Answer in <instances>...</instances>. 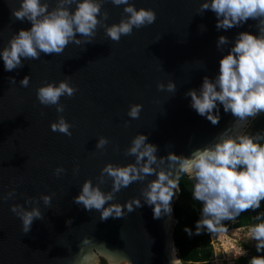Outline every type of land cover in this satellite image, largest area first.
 Segmentation results:
<instances>
[{"label":"water","instance_id":"95a60500","mask_svg":"<svg viewBox=\"0 0 264 264\" xmlns=\"http://www.w3.org/2000/svg\"><path fill=\"white\" fill-rule=\"evenodd\" d=\"M202 2L130 0L137 10L152 9L157 18L150 26L134 29L131 36H122L119 43L98 28L93 43H69L62 54L22 60L24 66L12 72L4 70L0 59V196L16 192L14 198L0 201V264H69L79 248L86 252L93 247L101 252L124 251L132 264H171L177 223L174 205L180 192L173 197L170 220L167 216L154 219L152 208L141 201L143 206L124 218L102 221L99 212L86 211L73 198L86 179L96 183L105 164L133 162L124 150L137 134L146 135L147 143L158 147V156L168 152L189 156L234 120L218 105L221 119L213 126L190 107L185 93L198 90L204 76L213 79L237 34L257 35L256 22L217 30L213 12L197 14ZM17 7V0H0V49L19 30L31 27L30 22L12 17L11 9ZM123 7L105 3L101 10L108 12V19L104 23L118 24ZM220 36L230 41L222 50L216 46ZM25 76H30V82L22 88L19 82ZM9 77L15 79L14 85ZM65 79L78 89L74 97L60 98L65 107L62 115L74 125L70 138L50 130L58 115L55 106H42L36 99V89L44 82L58 84ZM170 80L176 84L174 95L157 91V83ZM133 104L143 106L139 119L127 116ZM100 136L109 140L103 151L95 148ZM57 167L65 169L60 176L53 175ZM110 185L111 181L102 190H110ZM140 187L134 183L122 189L114 202L123 204L138 197ZM52 193L50 208L42 202L38 205L44 219L34 221L27 234L21 233V222L9 211L10 205L30 210L31 205L24 204L26 198ZM68 220L71 225L66 224ZM85 238L91 240L88 246L80 243Z\"/></svg>","mask_w":264,"mask_h":264},{"label":"clouds","instance_id":"9594fccd","mask_svg":"<svg viewBox=\"0 0 264 264\" xmlns=\"http://www.w3.org/2000/svg\"><path fill=\"white\" fill-rule=\"evenodd\" d=\"M17 3L18 7L11 9L12 17L30 22L31 27L19 30L0 49V59L7 72L22 68V60H38L41 54H62L69 43L77 46L91 44L98 28H103L111 41L119 43L122 36H131L134 29L150 26L157 18L152 9L137 10L130 0H54V6H50L52 0H17ZM105 3L124 6L118 24L107 26L104 23L108 19V12L101 10ZM206 10L215 14L217 30L240 27L249 20L256 22L257 35L238 33L227 55L219 61L218 74L213 79L204 76L198 90L191 89L185 93L190 97V107L213 126H217L221 119L219 106L234 120L209 143L192 150L189 156L172 152L158 156V147L147 143L146 135L133 137L130 146L124 150L126 157L134 158L133 162L124 166L105 164L95 178L96 183L86 179L79 194L73 198V202L82 205L86 211L99 212L102 221L124 218L143 205L152 208L154 219L167 216L170 220L172 200L180 192L182 176L192 182L193 199L202 205L195 233L185 228L189 236L200 235L202 231L211 235L227 234L229 229L225 222L235 221L242 213L261 208L264 201V129L253 131L252 126L258 117L264 115V0H203L197 14L202 15ZM77 35L84 39H77ZM229 43L227 37L220 36L217 49L222 50ZM29 82L30 76H25L19 83L22 88H27ZM9 83L14 85L16 81L9 77ZM156 88L172 95L177 90L171 80L167 84L157 83ZM77 91L68 79L58 84L44 82L36 89L38 103L45 107L55 106L58 114L56 121L49 125L52 132L69 138L72 136L70 129L74 125L62 115L65 107L60 98H72ZM142 108L140 104L129 105L127 116L139 119ZM124 126H128L127 121ZM108 144L109 140L100 136L95 148L103 151ZM64 172V168L57 167L53 175L60 176ZM73 172H78V168ZM109 181L110 190L103 191L102 187ZM134 183L142 185L138 197L123 204L114 202L117 193ZM15 195L13 189L0 196V201L10 200ZM54 195L26 198L24 204L31 205L30 210L21 204L10 205L9 211L21 222V233L27 234L34 221L44 219L38 205L42 202L50 208ZM252 220L254 222L248 226V237L256 242V252L261 253L264 252V212ZM66 224L71 225L72 220ZM80 243L88 246L91 240L85 238ZM79 249L69 264H99L100 259H104L106 264H132L124 251L101 252L93 247L85 252ZM101 253L102 256L99 255ZM239 253L247 255L242 247ZM171 264H179L174 249ZM249 264H264V256H253Z\"/></svg>","mask_w":264,"mask_h":264},{"label":"trees","instance_id":"16d2710c","mask_svg":"<svg viewBox=\"0 0 264 264\" xmlns=\"http://www.w3.org/2000/svg\"><path fill=\"white\" fill-rule=\"evenodd\" d=\"M264 129V115L258 117L252 126L253 131ZM180 193L174 205V213L177 223L173 231V245L177 250V257L180 264H211L213 249L210 244V234L202 231L200 235H191L185 232V228L195 233V224L199 220L198 209L202 206L195 201L192 196V182L187 177L182 176L180 180ZM264 212V201L261 208L256 211L242 213L235 221L227 222L228 229L248 227L254 221L252 217ZM264 256V252L252 251L251 255L239 256L234 259V264H249L253 256ZM104 264V262L102 263Z\"/></svg>","mask_w":264,"mask_h":264},{"label":"rangeland","instance_id":"374dc122","mask_svg":"<svg viewBox=\"0 0 264 264\" xmlns=\"http://www.w3.org/2000/svg\"><path fill=\"white\" fill-rule=\"evenodd\" d=\"M201 207L198 209L199 218ZM209 240L213 249L211 264H234V259L241 256L239 253L241 247L247 255H251L256 243L249 240L248 227L229 229L227 234H210Z\"/></svg>","mask_w":264,"mask_h":264},{"label":"bare ground","instance_id":"6f19581e","mask_svg":"<svg viewBox=\"0 0 264 264\" xmlns=\"http://www.w3.org/2000/svg\"><path fill=\"white\" fill-rule=\"evenodd\" d=\"M175 257H176V259H178L177 255H176V249H175ZM179 264H180V260H179Z\"/></svg>","mask_w":264,"mask_h":264}]
</instances>
